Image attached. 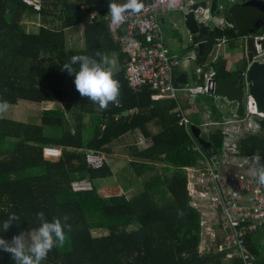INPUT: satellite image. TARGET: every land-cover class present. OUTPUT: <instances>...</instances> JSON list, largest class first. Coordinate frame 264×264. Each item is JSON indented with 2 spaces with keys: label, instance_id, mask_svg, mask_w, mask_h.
Instances as JSON below:
<instances>
[{
  "label": "trees",
  "instance_id": "obj_1",
  "mask_svg": "<svg viewBox=\"0 0 264 264\" xmlns=\"http://www.w3.org/2000/svg\"><path fill=\"white\" fill-rule=\"evenodd\" d=\"M242 1H232L219 10L218 0H211L209 13H221L223 24H204L203 32L193 35V45L202 41L196 62L214 71L213 95L204 98L214 121L222 119L214 95L236 105L237 115L244 114V72L255 54V36H262L259 43L264 49V16L233 7ZM41 2L35 11L21 0H0V98L10 104L19 100L56 102L54 107L40 111L39 123L0 119V223L10 213L20 217L19 223L14 222L6 232L0 230V237L10 240L21 231L35 229V214L43 211L49 220L68 215L72 231L65 246L54 247L42 264H235L236 259H225L222 249H199L201 215L190 204L184 172V167L195 165L199 157L193 143L208 154L221 151L220 128L200 130L210 144L203 147L191 130L179 123L174 99H151L153 90L148 85L139 90L128 86L125 54L110 38L104 20L89 19L92 11L108 10L109 0ZM50 14L58 19H49ZM36 17L37 29L28 30L23 20ZM78 23L83 24L84 47L67 48L64 29ZM221 40L229 48L243 50L245 44L246 52L233 70L227 68L222 55L211 59ZM98 50L107 55L115 52L119 65L114 73L120 84V105L110 103L103 111L80 95L74 76L61 70L71 56L94 55ZM194 79L203 82V72ZM174 82L178 83L175 75ZM150 121L158 125L154 133L147 129ZM257 121V132L238 138L237 155L258 153L264 160V117ZM193 124L199 125L196 118ZM135 129L148 140L143 147L130 145L127 157L128 170L141 179L140 191L126 197L124 193L103 196L94 184L90 190L71 189L73 179L93 180L112 174L106 159L99 168L87 166L86 149L110 155L108 145ZM45 145L61 147L59 158L44 159ZM178 209L183 210L182 217L177 216ZM96 228H105L107 233L93 235L91 231ZM254 233L246 236L245 244L255 258L254 264H264L252 239ZM0 264L15 261L0 250Z\"/></svg>",
  "mask_w": 264,
  "mask_h": 264
},
{
  "label": "built area",
  "instance_id": "obj_2",
  "mask_svg": "<svg viewBox=\"0 0 264 264\" xmlns=\"http://www.w3.org/2000/svg\"><path fill=\"white\" fill-rule=\"evenodd\" d=\"M199 1L145 0L139 14H126V23L112 27H109V9L103 13L98 11L89 13V19L105 21L110 38L125 54L124 77L128 86L132 90H139L148 85L153 90L151 99H174L179 123L188 132L193 123L180 111V97L189 99L199 94L213 95L214 71L211 68L204 73L201 83L174 82L175 70L183 63V59L170 54L164 45L159 13L162 10L178 9L183 12L192 10L196 18L206 16L208 11L206 3L199 5ZM21 2L35 11H38L42 4L41 0ZM195 3L197 6L192 9ZM261 38V35L254 37V48L257 52L255 56L264 57V49L259 43ZM257 60L264 61V58ZM244 83L246 96L244 114L239 116L235 111L228 116L229 118L214 122L220 126L223 134L221 151L216 154L218 160L213 161L212 154L206 153L193 143L192 148L199 153V157L195 165L185 166L184 172L190 204L200 211L202 238L204 235L210 236L213 242L211 247L224 250L225 259H236L235 264H254L255 258L246 247L245 238L264 225V186L257 184L250 174V168L259 166L254 164L253 157L261 163H264V160L258 153L237 155V140L246 132H257L259 130L257 119L264 117V113L256 109L247 93V81L244 80ZM206 124L203 123L201 126ZM60 155L61 147L45 145L42 148V157L46 160H56ZM104 160V153L99 150L86 149L84 152V161L91 168L101 167ZM92 186V180L87 177L76 178L70 182L71 189L76 192L90 190ZM203 204L206 206L205 210H201Z\"/></svg>",
  "mask_w": 264,
  "mask_h": 264
},
{
  "label": "clouds",
  "instance_id": "obj_3",
  "mask_svg": "<svg viewBox=\"0 0 264 264\" xmlns=\"http://www.w3.org/2000/svg\"><path fill=\"white\" fill-rule=\"evenodd\" d=\"M144 5L141 0H124L117 3L109 0L110 24L120 26L126 23V14H139ZM116 61L107 54L96 51L94 55L78 54L63 63L61 70L74 76L76 90L82 97L88 98L99 106L100 110H106L109 104L120 105V84L115 79L113 67ZM10 107L9 101L0 98V119L4 118ZM254 164L250 174L257 184L264 186V163L253 157ZM183 210H177V216L182 217ZM20 217L16 213H10L7 219L0 223V230L7 231L12 224L19 223ZM38 226L28 232L21 231L10 240L0 237V250L11 254L15 264H42L48 253L54 248H63L69 240L68 233L72 231V225L68 223L69 216H54L49 220L43 211L35 214Z\"/></svg>",
  "mask_w": 264,
  "mask_h": 264
},
{
  "label": "crops",
  "instance_id": "obj_4",
  "mask_svg": "<svg viewBox=\"0 0 264 264\" xmlns=\"http://www.w3.org/2000/svg\"><path fill=\"white\" fill-rule=\"evenodd\" d=\"M205 3H206V6L208 8L206 15H207V17L212 19L211 25H213L215 22L220 23V25H222L223 24L222 14L218 13V14L212 15L211 13H209L210 2L205 1L204 4ZM222 3L223 2L221 0H218L219 10H221L224 7L225 1H224V4H222ZM165 13L166 12H164V10L160 11V13H159L160 22L170 24L171 22L167 18ZM48 18L49 19H51V18L58 19L57 15H54V14H50L48 16ZM217 23H215V24H217ZM204 24H209V23L204 21ZM189 36H190L189 43L187 44L186 48L183 49L182 51L172 50L169 47H167L165 45V43L163 42L170 54L177 55L178 57L183 59L182 60L183 63L179 67H177L175 70V77H176V80H178V83H184L186 80L189 81L188 83H193V82H195L194 81L195 80L194 75H198V74H200V72H203V75H204V73L211 70L210 67L207 69H204L203 65L198 64L196 62L195 58H196L197 51H200V53L202 52V45H201L202 41H199L193 45V35H189ZM64 39H65V45L67 48H72V49H77V50L82 49L84 47L83 24L78 23L76 25L65 28L64 29ZM220 42H222V41H220ZM220 42L218 43V46H219ZM241 55H242V51L240 53L237 51L236 57L234 56L235 60H233V62H230V60L227 58V56H224L227 60V68L230 70L235 69L237 64H238L237 61L240 60ZM108 56L116 61L115 65L113 67V72H115L119 68V65L117 62V55L115 52H112ZM214 57H215V55L213 53V56L211 57V59H213ZM208 95H210V94H199V95H195L194 97L189 98V99H186L183 96L180 97V106H179L180 111L183 114H185L190 119V121L192 123H193V120H195V118H196V120L199 123L198 127L200 128V130H202L201 124H203V123H207V125H210V124H212L213 126L215 125L214 127H220L218 124H215L214 122H220L223 119L230 116L232 114V112L236 111V105H233L231 103V101L228 100L227 98L222 97V96H218V95L213 96V102L215 103L216 108L218 109L217 111H219L222 114L221 115L222 119L220 121L211 120L209 117L208 106L204 100V98H206ZM245 99H246V96H245ZM51 105H52V101H50L48 103L47 108H50ZM176 107L177 106H175V108L173 109L174 111H176ZM128 112H132V110H128ZM213 126H211L209 129L214 128ZM147 129L151 133H154L158 130V125L155 122L150 121L147 124ZM130 136L134 137V140H132L130 142V143H132L131 145H137L139 147H143L148 143L147 138L145 136H143L138 129H135L133 131H129L126 134L118 137L117 139L113 140L108 145L111 148L110 154L112 156H114V157L121 156L123 158H126L120 164L117 163V162H119V160L113 161V159H111L112 162L115 163L114 164L115 168H119V170H123V171L125 170L126 173H129L127 175H132V177H131V180L129 179L127 181V183L125 184V188H122L121 186H119L117 183V179H115V178L112 182L101 181V195H103V196L119 194L122 191L125 192V190H127V192H133V191H128V190H132V188H134L133 190L136 193L138 191H140L139 190L140 186H138V183L141 182V179L134 176L132 174V172L128 170L129 168H128V164H127V160H128L127 155L124 153H121V151L119 150L120 149L119 147L124 146V145L126 146L129 143V142L126 143V140H127V137H130ZM127 148H129V147H127ZM109 166H110L111 173H112L109 177H111V176L115 175L117 172H115L114 169L112 168L113 165L111 166V164H109ZM119 170H117V171H119ZM101 178H103V177H101ZM109 192H114V193L112 194ZM125 196L129 197L128 194H126ZM205 209H206V206L203 204L201 206V210H205ZM252 239L257 244V247L259 249L258 255L260 257L264 258V249L262 250L260 247L261 244L264 242V225L261 226L253 234ZM203 241L205 243L206 248H209L212 246L213 242H212L210 236H207L206 238H202V242ZM206 248H204V249H206Z\"/></svg>",
  "mask_w": 264,
  "mask_h": 264
},
{
  "label": "rangeland",
  "instance_id": "obj_5",
  "mask_svg": "<svg viewBox=\"0 0 264 264\" xmlns=\"http://www.w3.org/2000/svg\"><path fill=\"white\" fill-rule=\"evenodd\" d=\"M224 4L227 3H231L232 1H236V0H221ZM164 12H166V16L167 18L170 20V24L169 23H161L160 22V26H161V34H162V39L163 42L165 43V45L167 47H169L172 50H176V51H182L183 49L186 48L187 44L189 43V38H190V34L188 33L187 29L184 27L183 24V11L182 10H178V9H167L164 10ZM199 20L201 21H206L207 23H209L210 25L212 24V19H210L209 17H207V15H203L198 17ZM25 22L26 28L28 30H32L35 31L37 29V26L39 24V19L38 17H36L35 19H24L23 20ZM217 23V22H215ZM214 23V24H215ZM218 24V23H217ZM218 47V48H217ZM216 47V50L214 51V55H222L227 56V58L230 60V62H233V60H235L236 57V52L238 51L239 53L242 51V54L244 52H246V47L245 44L243 45V50L242 47L239 48H229L226 44L225 41L220 42L219 46ZM257 55V52L255 51V54L252 56V59H261L264 58L263 55L262 56H255ZM235 56V57H234ZM238 62V61H237ZM50 101H42V102H34V101H28V100H19L17 103L15 104H10L9 110L8 112L5 114L4 117L6 118H11V119H15L18 121H23V122H28V123H39L40 121V111L44 108H47V105ZM56 105V102H52L51 107H54ZM230 117V116H229ZM227 117V118H229ZM211 126H213L212 124L210 125H203L201 127L202 130H204V132H206ZM215 126V125H214ZM213 126V127H214ZM132 140H134L133 136L127 137L126 143H128L126 146H121L119 147L121 153H124L127 155V157L129 156V147L132 143H130ZM105 159L108 161L109 164H111V166L113 165V169L115 172H117L115 175L111 176V177H103V178H95L92 180V183L98 188L99 193L101 194V181H108V182H112L115 179H117V183L119 186H121L122 188H125V184L127 183V181L130 179L132 175H127L129 173H126L125 170H119V168H115V163L112 162L111 159L114 160H119V162H117L118 164L122 163L123 160H125L126 158H123L121 156H112L110 155H106L104 154ZM111 160V161H110ZM119 170V171H117ZM130 176V177H129ZM138 186H140L139 190H141L142 185L141 182L138 183ZM134 188H132V190H128V191H133V192H127V190H125V192H123L125 195L128 194L129 196L136 193L133 190ZM121 192V193H122ZM109 193H114V192H109ZM91 233L93 235H102V234H106L107 230L105 228H96L93 229L91 231ZM208 236V235H207ZM206 235H204L203 238L207 237ZM261 249H264V242L261 244ZM205 247V243L204 241L200 243L199 245V249L200 250H204Z\"/></svg>",
  "mask_w": 264,
  "mask_h": 264
},
{
  "label": "water",
  "instance_id": "obj_6",
  "mask_svg": "<svg viewBox=\"0 0 264 264\" xmlns=\"http://www.w3.org/2000/svg\"><path fill=\"white\" fill-rule=\"evenodd\" d=\"M198 4L204 5V2L200 1ZM196 6L197 3L193 4L192 9ZM233 7L264 16L263 0H244L235 3ZM183 24L190 35L203 32L201 27L204 25V21L196 18L192 10L183 13ZM245 80L247 81V93L252 98L256 109L264 113V61L252 60L246 67ZM190 130L200 145L206 148L210 147L209 142L201 136L198 126L191 124ZM211 159L216 162L218 160L217 155L212 154Z\"/></svg>",
  "mask_w": 264,
  "mask_h": 264
},
{
  "label": "flooded vegetation",
  "instance_id": "obj_7",
  "mask_svg": "<svg viewBox=\"0 0 264 264\" xmlns=\"http://www.w3.org/2000/svg\"><path fill=\"white\" fill-rule=\"evenodd\" d=\"M250 62H251V61H250ZM250 62H249V63H250ZM249 63H248V64H249Z\"/></svg>",
  "mask_w": 264,
  "mask_h": 264
}]
</instances>
